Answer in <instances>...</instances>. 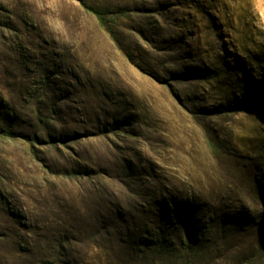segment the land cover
I'll use <instances>...</instances> for the list:
<instances>
[{"label": "rangeland", "instance_id": "obj_1", "mask_svg": "<svg viewBox=\"0 0 264 264\" xmlns=\"http://www.w3.org/2000/svg\"><path fill=\"white\" fill-rule=\"evenodd\" d=\"M0 264H264V0H0Z\"/></svg>", "mask_w": 264, "mask_h": 264}, {"label": "trees", "instance_id": "obj_2", "mask_svg": "<svg viewBox=\"0 0 264 264\" xmlns=\"http://www.w3.org/2000/svg\"><path fill=\"white\" fill-rule=\"evenodd\" d=\"M82 6H84V5H82ZM84 8H85L86 10L90 11V12H91V13L97 18V20H98L100 23L103 22V16H102L101 13H99V12H97V11H94V10H92V9H89L88 7H85V6H84Z\"/></svg>", "mask_w": 264, "mask_h": 264}]
</instances>
